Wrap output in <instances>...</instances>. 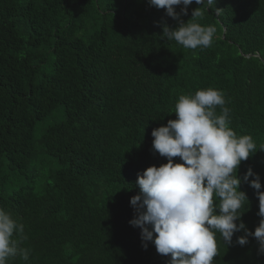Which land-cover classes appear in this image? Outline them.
<instances>
[{
	"label": "trees",
	"instance_id": "1",
	"mask_svg": "<svg viewBox=\"0 0 264 264\" xmlns=\"http://www.w3.org/2000/svg\"><path fill=\"white\" fill-rule=\"evenodd\" d=\"M199 6L175 10L187 22ZM215 7L199 20L215 26L214 42L193 50L162 36L178 21L148 0H0V208L23 224L20 247L30 249L7 264H169L129 223L130 198L138 173L167 162L151 132L176 119L179 96L222 90L230 126L264 145V0ZM248 168L264 191V150L237 175ZM239 190L251 232L257 190L243 180ZM241 235L225 246L217 234L214 264H264L256 238L241 246Z\"/></svg>",
	"mask_w": 264,
	"mask_h": 264
},
{
	"label": "clouds",
	"instance_id": "2",
	"mask_svg": "<svg viewBox=\"0 0 264 264\" xmlns=\"http://www.w3.org/2000/svg\"><path fill=\"white\" fill-rule=\"evenodd\" d=\"M192 2L148 0L178 21L175 28L163 27L162 36L168 41L193 50L210 47L216 28L199 20L209 8L217 15L223 9L215 7L216 0H195L200 6L193 9L191 20H180V13L187 14ZM176 6H181L180 13ZM225 105L224 92L213 87L182 94L172 111L176 119L151 132L153 150L167 162L148 166L137 174L140 193L130 198L137 214L129 223L141 229L142 241H151L157 253L170 254L169 264H214V257L219 255L217 234L226 246L241 230L244 235L237 237V243L243 246L253 236L264 253V191H259L260 178L251 168L243 178L237 175L240 163L258 148L264 150V145L258 147L251 135L234 131L231 110ZM174 157L182 162H174ZM250 176L254 178L249 180ZM242 180L257 190L259 201L261 219L251 232L241 220L248 204L246 193L239 190ZM24 239L23 224L0 208V264H7L9 257L18 254L25 261L29 259L30 249L20 247Z\"/></svg>",
	"mask_w": 264,
	"mask_h": 264
},
{
	"label": "rangeland",
	"instance_id": "3",
	"mask_svg": "<svg viewBox=\"0 0 264 264\" xmlns=\"http://www.w3.org/2000/svg\"><path fill=\"white\" fill-rule=\"evenodd\" d=\"M59 120H61V119L58 118L56 121H59Z\"/></svg>",
	"mask_w": 264,
	"mask_h": 264
}]
</instances>
